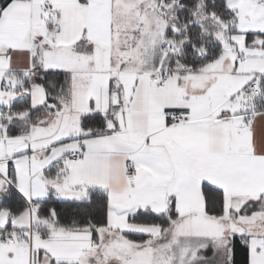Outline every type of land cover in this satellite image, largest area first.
Here are the masks:
<instances>
[{
    "label": "crops",
    "instance_id": "crops-1",
    "mask_svg": "<svg viewBox=\"0 0 264 264\" xmlns=\"http://www.w3.org/2000/svg\"><path fill=\"white\" fill-rule=\"evenodd\" d=\"M148 3L14 0L7 15L0 13V109L15 99L4 87L14 86L15 73L66 78L50 106L35 105L44 92L32 83L31 106L46 111L24 133L6 136L0 120V162L13 167L12 182L0 170V203L12 187L26 205L13 217L0 210V230L9 224L14 239L0 241V264H37L38 255V264H188L194 255L188 241L222 240L234 231L264 235V212L236 215L264 198V111L253 110L248 90L254 84L259 92L264 78V5L238 0L230 8L237 32L223 31L220 57L199 71H182L170 68L169 26ZM45 4L53 11L44 12ZM167 112L184 120L171 123ZM92 113L107 117L101 135L80 125ZM39 125L46 129L35 145ZM80 151L83 161L58 163ZM127 165L134 168V182L127 179ZM204 184L222 191V216L205 213ZM88 188L108 194L110 228L99 229L102 239L94 242L89 229H56L37 217L36 203L48 196L81 201ZM137 208L181 215L161 232L136 222ZM141 232L152 234L151 244L127 236ZM247 243L251 264H264L255 241Z\"/></svg>",
    "mask_w": 264,
    "mask_h": 264
},
{
    "label": "trees",
    "instance_id": "trees-1",
    "mask_svg": "<svg viewBox=\"0 0 264 264\" xmlns=\"http://www.w3.org/2000/svg\"><path fill=\"white\" fill-rule=\"evenodd\" d=\"M158 5H168L173 0H154ZM180 9H178V21L181 24L182 30L174 31L168 27L165 34V39L172 43L175 47L181 45L180 52L172 53L170 59V68L180 69L182 71H199L205 65L214 61L223 52V44L216 35L206 33L203 31L201 25L194 23V15H202L209 21L223 23L226 25V34L231 35L237 31L234 28L236 15L235 12L227 6V0H177ZM255 34L248 33L247 37H253ZM264 37V34H260ZM15 84L12 92L15 99L5 107L0 109V120L6 126L5 135L14 137L20 135L29 129V126L38 121L46 111L44 107L33 109L30 103L28 90L32 83L40 84L45 88L48 102L56 103L61 97L62 90L65 85V76L61 73H38L33 78V74L18 72L13 76ZM259 92L264 93V78L260 80ZM54 85V86H53ZM255 105V112L264 111V96L257 100ZM29 114L26 121H19L18 117ZM98 119H90V117H97ZM10 118V119H9ZM7 119H9L7 121ZM5 120V121H4ZM10 121V122H9ZM107 117L99 113H92L85 115L80 119L82 129L90 132L93 136L101 135L106 130ZM45 174L50 176V171ZM5 175L9 181H13V167L11 164L5 166ZM205 185V184H204ZM209 185V184H208ZM212 186V185H211ZM214 187V186H213ZM217 188V187H215ZM219 190L220 202L215 208L206 209L205 213L211 217H219L223 214V194ZM204 191V190H203ZM87 198L81 201H68L57 199L48 196L45 200L36 203V215L38 218L47 221L56 229H64L67 231L95 228L96 224L103 223L99 219L100 214L106 212L108 224V194L98 188H88ZM91 200L89 204L88 201ZM205 200V197H204ZM257 205L264 209V198L256 201L248 202L243 206L242 214L239 216H249L259 211H256ZM26 205L22 198L16 191L9 187L4 194L0 203V210L5 209L9 211V217H13L25 209ZM173 209L169 212L172 213ZM236 215H238L236 213ZM169 216V215H168ZM166 215H161L158 220L149 217L134 218L136 222L145 225H159L164 229L168 226V221L165 219ZM11 230L9 224L6 228L0 230V234H8ZM49 230H43V236H47ZM133 241H141L139 234L127 235ZM93 237V236H92ZM94 242L98 239L93 237ZM245 242L242 240V243Z\"/></svg>",
    "mask_w": 264,
    "mask_h": 264
},
{
    "label": "snow or ice",
    "instance_id": "snow-or-ice-1",
    "mask_svg": "<svg viewBox=\"0 0 264 264\" xmlns=\"http://www.w3.org/2000/svg\"><path fill=\"white\" fill-rule=\"evenodd\" d=\"M14 0H0V13L7 15L8 7L13 6ZM47 71V70H46ZM54 86V85H53ZM264 96V93L253 92L251 100L253 104L257 100L261 99ZM255 110V109H253ZM90 119H98L97 117H90ZM204 188V197L206 209L215 208L216 205L220 202L219 199V190L211 185L205 184ZM91 203V200L88 201ZM259 212H264V209H261L258 205L255 209ZM229 211H232L229 209ZM243 210H239L237 214H242ZM133 216L137 217H149L152 219L158 220L161 213L149 211L148 209L137 208ZM181 213L179 210L172 212L169 216L165 217L169 224L172 223L173 217H179ZM99 219L103 223L96 224L90 232V236H93L97 239H102L99 236V229L103 227H109L107 224L106 212L99 215ZM160 227L161 232L165 229L163 226L157 225ZM128 230H121L122 233L127 232ZM142 240L140 242H147L151 244L152 234L148 232L139 233ZM242 240L245 241L242 243ZM247 241H255L254 250L259 255H264V235L253 236L252 233H243V232H233L230 238H223L222 240H214L211 237H205L202 240H198L195 243L188 241L185 246L189 249L190 253H194L192 259L188 260V264H251L249 259V252L251 251L249 243ZM177 243H180L177 240ZM39 261V255L37 256V264Z\"/></svg>",
    "mask_w": 264,
    "mask_h": 264
},
{
    "label": "rangeland",
    "instance_id": "rangeland-1",
    "mask_svg": "<svg viewBox=\"0 0 264 264\" xmlns=\"http://www.w3.org/2000/svg\"><path fill=\"white\" fill-rule=\"evenodd\" d=\"M148 2H149L148 4H150L151 7H154L158 11L161 12L163 19H164L163 24L171 27L176 32H179L180 30H182V27L178 21V15H177L178 9H180V5H179L177 0H173L168 5H157L156 3H154V5H153L152 3H150L151 0H148ZM237 2H238V0H228L227 6L229 8H235L238 5ZM244 2H246V1H244ZM198 14L199 13H196L194 15L193 21H195L194 23H198L199 25H201L204 32L212 33V34L216 35L218 38H221L223 36L222 33L226 29V27H227L226 25H224L223 23H220L218 26V23L213 22L212 20L209 21L207 18L203 17L202 15H198ZM115 18L117 20L119 18L118 15H115ZM156 33L158 35L159 31L157 30ZM163 41H165L164 38H163ZM170 44H171V51L166 52L165 56H169L170 54L175 53V52L176 53L180 52V50L182 48L180 44L178 47H175L172 43H170ZM39 88L44 92V98L41 100V102L39 100H36L35 105L37 106V105H41L42 103H44L47 106H50L51 104L47 101L44 88L42 86H39ZM7 94H9V96H11V97L14 96V93H12V92L7 93ZM34 97H36V96H34ZM36 99H38V98H36ZM44 129H46V128H44L43 125L37 126L36 132L33 135L35 145L41 144L42 133H43V131H45ZM0 151H1V149H0ZM5 166H6V164H4V162H0V170L2 173L5 172Z\"/></svg>",
    "mask_w": 264,
    "mask_h": 264
},
{
    "label": "built area",
    "instance_id": "built-area-1",
    "mask_svg": "<svg viewBox=\"0 0 264 264\" xmlns=\"http://www.w3.org/2000/svg\"><path fill=\"white\" fill-rule=\"evenodd\" d=\"M258 4L260 5H264V0H255ZM54 9V7L51 4H45L43 7V11L48 13V12H52ZM165 49H168L169 46L165 45L164 46ZM149 79L151 81H159L160 86H162L164 84L163 80H159V78L157 77V75H151L149 76ZM6 90L8 91H12L13 90V85L12 84H7L4 86ZM248 90L251 94H253V92H258V90L256 89V86L254 84H251L248 87ZM166 117L170 120L171 123H177V122H182L184 120V116L181 115L180 113L177 112H167ZM85 158V152L80 151L76 154H71L63 159H59L58 163H63V162H79V161H83ZM126 176L129 182H134L135 181V177H134V168L132 165H127L126 166ZM0 241H7V242H13L14 239L12 236L8 235V234H0Z\"/></svg>",
    "mask_w": 264,
    "mask_h": 264
}]
</instances>
